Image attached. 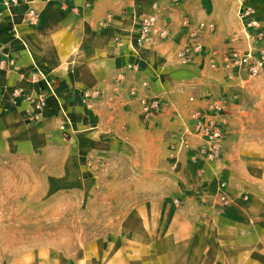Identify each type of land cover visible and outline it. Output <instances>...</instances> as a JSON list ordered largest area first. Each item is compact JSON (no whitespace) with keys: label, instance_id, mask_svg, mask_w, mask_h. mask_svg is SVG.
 <instances>
[{"label":"crops","instance_id":"crops-1","mask_svg":"<svg viewBox=\"0 0 264 264\" xmlns=\"http://www.w3.org/2000/svg\"><path fill=\"white\" fill-rule=\"evenodd\" d=\"M151 1L77 0L64 10L54 1L19 0L15 13L30 7L39 15L33 28L16 17L20 42L14 39L0 0V62L11 60L14 66L0 70V150L18 142L34 147L37 141L50 148L51 139L60 136L64 116L72 124L77 155L83 158L98 153L96 146L109 143L104 140L112 139L113 145L126 139L137 145L147 138L146 152L156 161H148L145 169L172 171L174 189L199 192L206 200L222 181L228 210L249 230L264 232V74L230 80L220 67H209L211 55L220 63L225 41L237 32L233 1L157 0L159 19L169 36L166 40L154 36L136 47L137 23ZM254 7L264 35V4L256 2ZM212 21L217 32L197 38L206 52L193 55L189 65L180 63L176 52L188 42L191 31L199 22ZM232 41L236 48H245L242 35ZM129 63L132 67H126ZM14 90L21 94L14 97ZM88 91L99 96L85 107L83 94ZM38 95L46 100L43 111L35 109ZM150 97L161 98L164 108L148 124H140L139 100ZM190 97L193 103L188 102ZM219 98L227 104L221 157L207 161L180 152L176 163L169 160L167 140L181 129L173 112L187 121L191 113L205 110ZM30 111L39 114L37 122L30 120ZM189 142L193 149L200 144L195 138ZM259 242L254 236V250L259 251L255 249Z\"/></svg>","mask_w":264,"mask_h":264},{"label":"rangeland","instance_id":"rangeland-1","mask_svg":"<svg viewBox=\"0 0 264 264\" xmlns=\"http://www.w3.org/2000/svg\"><path fill=\"white\" fill-rule=\"evenodd\" d=\"M232 1L237 32L224 51L242 35ZM62 125L48 149L37 141L0 150V264H264V232L228 210L222 181L208 200L180 192L172 171L144 168L156 161L147 138L104 140L83 158Z\"/></svg>","mask_w":264,"mask_h":264},{"label":"built area","instance_id":"built-area-1","mask_svg":"<svg viewBox=\"0 0 264 264\" xmlns=\"http://www.w3.org/2000/svg\"><path fill=\"white\" fill-rule=\"evenodd\" d=\"M5 12L7 13L11 31L14 39L21 42L16 17L19 16L20 22L29 28L35 27L39 23V15L33 8L24 9L19 13H15V9L19 6V0H2ZM45 2H56L62 9L66 10L69 4L77 0H43ZM180 0H173L175 4ZM238 4L236 18L241 25V34L245 41V48L240 50L238 48L230 47L224 51L220 63L216 62L211 55L209 67L212 70H217L219 67L226 72V77L230 80H241L242 76L247 78H256L264 74V35L260 32L259 22L256 18L257 12L254 7L256 2L264 4V0H236ZM149 10L146 12L137 23V31L135 37L136 47H142L146 43H150L155 36L160 40H166L169 36L168 28L159 19V5L157 0L151 1ZM88 7V5H85ZM78 11V7L73 8ZM186 26H190L189 22H185ZM104 24L102 27H105ZM215 31V24L213 22H199L196 29L191 31L188 42L180 47L176 56L180 63L189 65L193 55L202 54L206 52L204 46L197 40L201 33H213ZM23 45V43H22ZM3 48L0 46V54ZM126 67H132L131 63ZM14 66L12 61L0 62V70L9 71ZM36 75L41 76L40 72L36 70ZM143 86L147 84L142 83ZM1 94V90H0ZM21 94L19 90L13 91V96L18 97ZM97 91H88L83 94V104L90 107L91 99L98 98ZM188 102L193 103L192 97L188 98ZM46 105L44 95H38L35 99V109L41 111ZM140 115L139 119L142 124H148L154 118L159 116L164 108L162 99L159 97L141 98L139 100ZM174 115L179 120L181 129L173 135V144L170 146L172 152L170 157L176 163L177 155L180 152H192L193 156H201L207 161H215L221 157L222 144L226 138L227 126V104L224 99L219 98L205 110L194 111L191 113L189 120H184L179 117L175 110ZM36 116H34L35 118ZM71 123L66 116H64V124L62 130L70 127ZM195 138L200 144L196 149L191 148L189 139ZM176 154V155H175ZM224 187V184H221ZM225 201V197L222 196ZM228 203L227 201H225Z\"/></svg>","mask_w":264,"mask_h":264}]
</instances>
